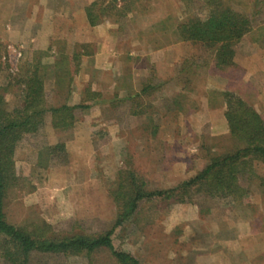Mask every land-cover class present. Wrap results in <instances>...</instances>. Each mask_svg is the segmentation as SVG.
Wrapping results in <instances>:
<instances>
[{
	"label": "rangeland",
	"instance_id": "374dc122",
	"mask_svg": "<svg viewBox=\"0 0 264 264\" xmlns=\"http://www.w3.org/2000/svg\"><path fill=\"white\" fill-rule=\"evenodd\" d=\"M110 2L0 0L6 107L21 97L17 76L35 65L44 75L48 109L87 106L74 111L66 130L54 129L46 113L39 132L17 145L15 180L4 199L6 221L15 227L47 226L56 237L109 231L128 201V173L145 191L168 190L234 149L223 93L239 96L264 119V0L218 2L252 23L233 48L231 67H219L212 49L183 41L177 31L206 15L210 0H118L89 26L85 9ZM61 63L71 72L63 85ZM59 144L63 151L51 153ZM247 168L252 178L241 185L249 194L240 202L195 189L182 203L142 200L114 230V247L142 264H264V163ZM31 264L115 261L99 251L90 258L38 255Z\"/></svg>",
	"mask_w": 264,
	"mask_h": 264
},
{
	"label": "trees",
	"instance_id": "16d2710c",
	"mask_svg": "<svg viewBox=\"0 0 264 264\" xmlns=\"http://www.w3.org/2000/svg\"><path fill=\"white\" fill-rule=\"evenodd\" d=\"M111 2L106 8L95 9L96 4L93 3L85 9L89 26L97 25L100 14L115 10L113 4L118 0ZM218 2L210 0L206 15L181 23L177 31L183 41L200 43L212 49L219 67H231L235 55L233 48L251 31L252 23L244 14ZM72 59L77 68V56L73 55ZM63 65L61 63L60 73H57L58 84L62 85L65 81L70 82L71 73ZM16 86L20 87L21 97L11 110L6 107L3 89H0V262L3 264H31V259L38 255H84L90 258L99 251H107L115 264H142L132 254L117 250L112 242L114 230L134 214L139 202L179 199L182 203L191 189L212 199L230 198L233 202H240L249 194L241 185L243 178L247 181L252 178L247 167L254 162L264 163V119L239 96L225 92L224 118L229 136L236 145L233 150L211 158L192 178L172 189L145 191L144 183L133 172L128 173V201L120 207L113 228L102 234L56 237L49 235L47 226L31 230L15 227L6 221L4 199L15 180L13 157L17 145L24 138L39 132L46 113L51 114L54 129L66 130L72 126L74 111L87 108L83 104H63L48 109L45 105L44 75L39 72V65L22 70L17 76ZM146 89L129 95L128 99H138ZM137 114L132 112V115ZM57 149L63 151L64 144L53 146L51 153Z\"/></svg>",
	"mask_w": 264,
	"mask_h": 264
}]
</instances>
